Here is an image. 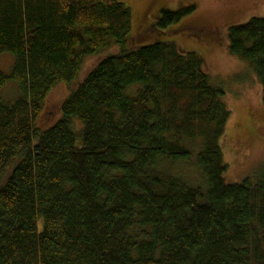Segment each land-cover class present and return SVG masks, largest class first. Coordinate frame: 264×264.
Returning a JSON list of instances; mask_svg holds the SVG:
<instances>
[{
  "label": "trees",
  "instance_id": "trees-1",
  "mask_svg": "<svg viewBox=\"0 0 264 264\" xmlns=\"http://www.w3.org/2000/svg\"><path fill=\"white\" fill-rule=\"evenodd\" d=\"M193 10L161 11L148 29L171 33ZM131 31L119 0H0V55L14 57L0 91L20 90L0 99V264H264V173L224 179V87L196 52ZM228 38L264 103V18ZM112 48L76 83L86 57ZM61 84L70 95L45 130ZM197 139L203 189L175 168Z\"/></svg>",
  "mask_w": 264,
  "mask_h": 264
},
{
  "label": "rangeland",
  "instance_id": "rangeland-1",
  "mask_svg": "<svg viewBox=\"0 0 264 264\" xmlns=\"http://www.w3.org/2000/svg\"><path fill=\"white\" fill-rule=\"evenodd\" d=\"M119 1L132 11V31L129 38L134 37L135 43H149L162 38L174 42L180 50L196 52L203 58L212 84L224 87L226 91L224 101L232 113L221 141L223 158L227 165L224 175L226 183L241 184L246 179H253L259 173H264L262 85L251 67L230 53L228 38L230 27L246 24L252 18H264V0ZM192 7L194 10L190 14L167 29L172 31L171 33L159 35L154 29L151 31L147 29L158 20L161 11L179 12ZM201 24L208 25L209 31H213L211 38L192 35L196 33L195 28ZM116 53L117 50L112 48L99 55L86 57L76 83L82 82L102 59ZM13 65V55L9 53L0 55L1 72L10 74ZM135 90L137 87H132L129 93L133 94ZM70 91L65 84H61L51 92L44 110L46 114L43 129L51 128L62 118L60 107L69 97ZM19 96L20 90L14 82H10L0 91V99L4 103H13ZM75 123L81 126L79 122ZM198 144H202L201 139L190 144L191 147L195 146L197 151L193 152L190 161L175 168L185 182L203 189L205 181L197 165L200 150ZM11 172L12 170H9L4 176L2 180L4 184Z\"/></svg>",
  "mask_w": 264,
  "mask_h": 264
},
{
  "label": "flooded vegetation",
  "instance_id": "flooded-vegetation-1",
  "mask_svg": "<svg viewBox=\"0 0 264 264\" xmlns=\"http://www.w3.org/2000/svg\"><path fill=\"white\" fill-rule=\"evenodd\" d=\"M149 28V27H148ZM147 28V29H148ZM209 26L206 25V24H201L199 25V27L195 28V34L193 33L192 35H195V36H199L201 38H211L212 37V32L213 31H209ZM201 34L205 35V36H201ZM220 34V32H219ZM217 40V39H216Z\"/></svg>",
  "mask_w": 264,
  "mask_h": 264
}]
</instances>
